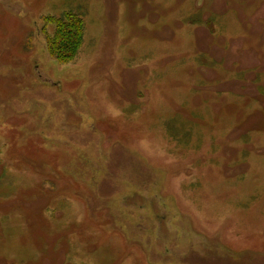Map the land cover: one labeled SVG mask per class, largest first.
<instances>
[{
  "label": "rangeland",
  "instance_id": "1",
  "mask_svg": "<svg viewBox=\"0 0 264 264\" xmlns=\"http://www.w3.org/2000/svg\"><path fill=\"white\" fill-rule=\"evenodd\" d=\"M0 264H264V0H0Z\"/></svg>",
  "mask_w": 264,
  "mask_h": 264
},
{
  "label": "trees",
  "instance_id": "2",
  "mask_svg": "<svg viewBox=\"0 0 264 264\" xmlns=\"http://www.w3.org/2000/svg\"><path fill=\"white\" fill-rule=\"evenodd\" d=\"M84 34L82 17L66 14L56 20V29L51 41L48 42L49 54L58 62H69L75 58Z\"/></svg>",
  "mask_w": 264,
  "mask_h": 264
}]
</instances>
